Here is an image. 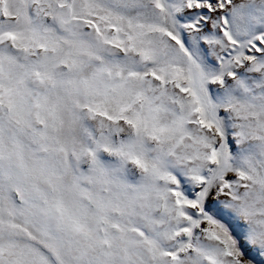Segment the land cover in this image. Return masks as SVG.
Wrapping results in <instances>:
<instances>
[{
  "label": "snow or ice",
  "instance_id": "snow-or-ice-1",
  "mask_svg": "<svg viewBox=\"0 0 264 264\" xmlns=\"http://www.w3.org/2000/svg\"><path fill=\"white\" fill-rule=\"evenodd\" d=\"M0 264H264V0H0Z\"/></svg>",
  "mask_w": 264,
  "mask_h": 264
}]
</instances>
